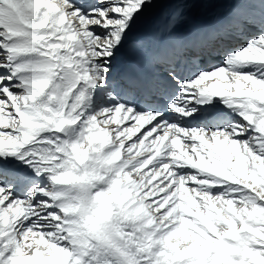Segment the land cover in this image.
I'll use <instances>...</instances> for the list:
<instances>
[{"label": "snow or ice", "instance_id": "1", "mask_svg": "<svg viewBox=\"0 0 264 264\" xmlns=\"http://www.w3.org/2000/svg\"><path fill=\"white\" fill-rule=\"evenodd\" d=\"M199 3L0 0V264H264V0Z\"/></svg>", "mask_w": 264, "mask_h": 264}, {"label": "bare ground", "instance_id": "2", "mask_svg": "<svg viewBox=\"0 0 264 264\" xmlns=\"http://www.w3.org/2000/svg\"><path fill=\"white\" fill-rule=\"evenodd\" d=\"M166 5H159L158 7L151 10V19L155 22L163 23V12L165 10ZM226 6L217 4V3H210L209 5L205 6L202 3H199L198 6L192 9H189L186 12L188 16V22L183 25L184 29L189 28L191 25L197 24H207L211 22L216 16L223 13ZM134 56L133 53H129V57Z\"/></svg>", "mask_w": 264, "mask_h": 264}]
</instances>
